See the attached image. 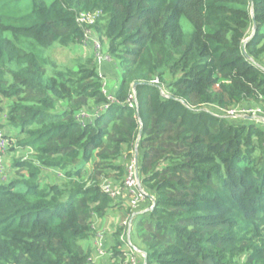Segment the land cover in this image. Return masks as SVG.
Listing matches in <instances>:
<instances>
[{
  "label": "trees",
  "instance_id": "1",
  "mask_svg": "<svg viewBox=\"0 0 264 264\" xmlns=\"http://www.w3.org/2000/svg\"><path fill=\"white\" fill-rule=\"evenodd\" d=\"M89 30L118 67L110 92L93 54L40 53ZM244 103L264 104V0H0V119L7 149L29 150L0 183V264H90L82 243L116 208L130 223L97 264H264V124L209 109ZM135 147L152 196L137 214L100 185Z\"/></svg>",
  "mask_w": 264,
  "mask_h": 264
},
{
  "label": "built area",
  "instance_id": "2",
  "mask_svg": "<svg viewBox=\"0 0 264 264\" xmlns=\"http://www.w3.org/2000/svg\"><path fill=\"white\" fill-rule=\"evenodd\" d=\"M96 13L93 14H80L77 20L79 22H85V23H91L94 19V16H96ZM91 31H87L85 34V37L83 39V44H85L88 40V36L90 35ZM97 39V38H95ZM92 39L91 46L93 48V55L96 62L97 68L100 67L108 58L102 53L101 51V44L99 40ZM130 100V99H129ZM131 104V103H129ZM214 107L215 113L218 115H225L228 117H245V116H253L258 122H261L264 124V107L260 105H250V104H239L237 106H234L232 108H219L215 105H212ZM93 114L87 113L85 111H81L78 114V118L81 122H83L86 119L92 118ZM8 139L4 136V134L0 131V175L3 180L6 179V174L3 169V166L1 165V157L3 156L4 152L8 148ZM101 189L108 194L113 199H122V196L124 194L127 195L128 199V205L131 209L136 208L139 203L142 201H145L148 194L141 187V185H138V181L135 175L134 170V164H133V158L126 166V173L120 183H113L109 179H104L101 182ZM123 224L129 225V219H124ZM103 250L97 249V255H102Z\"/></svg>",
  "mask_w": 264,
  "mask_h": 264
},
{
  "label": "rangeland",
  "instance_id": "3",
  "mask_svg": "<svg viewBox=\"0 0 264 264\" xmlns=\"http://www.w3.org/2000/svg\"><path fill=\"white\" fill-rule=\"evenodd\" d=\"M199 21L200 20L196 16H189V15L186 16V19L182 21L185 32L187 33L188 32L187 30H189L188 28L191 27L192 25H194L197 28V30L201 32V29L199 28V25H200ZM95 38L97 37L93 35L92 33H90V35L88 36V40L85 44L81 43L80 45H71L69 47H61L60 45L55 43L49 47L42 48L40 53L50 58L57 66H74L77 58L87 57L93 54V48L91 46V43H92V39H95ZM98 71L102 75V77H104L105 90L110 92L111 89L115 87V84L119 80L118 79L119 76L117 72L118 67L116 66V64H114V61H111L108 59L100 67H98ZM116 72H117V78L110 77L113 74L115 75ZM209 90L213 96L214 94H217L216 89H212V87H210ZM7 102H8L7 100H3L4 108L7 107ZM250 105H253V104H250ZM260 106L264 107V104H261ZM209 109L214 110V107L209 106ZM58 110H60V107H58ZM0 124L3 126L2 129L0 130L2 133L4 132L6 133V135H9L10 137L15 135L14 131H11L7 126H4V120L2 118L0 119ZM28 151H29L28 149H25V150L15 149L14 151L6 149L3 156L1 157V165L3 166L7 180L15 175V170L12 167V160L16 157H21L25 155L26 153H29ZM41 177H42V180L44 181H53V182H58V183H60L63 180V175L55 169H50L47 172H44ZM5 180H3L0 175V183L3 181L5 182ZM123 221L124 219L121 221L122 224H123ZM110 233L112 234V232ZM111 234H110V237H111ZM86 243L87 242H84L82 243V245L85 246Z\"/></svg>",
  "mask_w": 264,
  "mask_h": 264
},
{
  "label": "crops",
  "instance_id": "4",
  "mask_svg": "<svg viewBox=\"0 0 264 264\" xmlns=\"http://www.w3.org/2000/svg\"><path fill=\"white\" fill-rule=\"evenodd\" d=\"M118 72V71H117ZM117 72L114 75H111L110 77L113 78H117ZM114 87V86H113ZM242 119H245L244 117H239ZM48 170H45L44 172H47ZM121 201H124L121 204V207H128V199H127V195L124 194L122 196ZM147 206V203L145 201H142L141 203H139V205L134 208L133 213L137 214L140 213L141 211L146 210L147 208H145ZM122 210L121 209H114L112 211H110L106 217L104 218H95L93 221V228L95 230V235L92 236L89 241L86 243L88 245H90V264H97L99 262L102 263H106L107 261V255L106 253V249H108V247L111 246L112 244V240L110 237V232H113L116 228V226L121 223V221L123 220V214H122ZM121 220V221H120ZM109 232V233H108ZM93 241V243H92ZM103 246V247H102ZM102 249L103 250V254L102 256L97 255V249Z\"/></svg>",
  "mask_w": 264,
  "mask_h": 264
},
{
  "label": "water",
  "instance_id": "5",
  "mask_svg": "<svg viewBox=\"0 0 264 264\" xmlns=\"http://www.w3.org/2000/svg\"><path fill=\"white\" fill-rule=\"evenodd\" d=\"M255 30V22L254 21H252V32ZM245 43V42H244ZM243 43V44H244ZM137 83H133V85H132V87L134 88L135 87V85H136ZM245 119H248V120H254L255 118L253 117V116H245L244 117ZM132 158H133V164H134V170H135V175H136V178H137V181H138V185L140 186V182H139V178H138V167H137V149H136V147L134 148V150H133V156H132ZM148 198L150 199V200H152V196L151 195H149L148 196ZM152 206H150L148 209H150ZM148 209H146V210H148ZM129 223H130V219H129ZM129 232H130V229L128 228V231H127V242L129 243ZM133 249L134 250H136V251H138V252H140L136 247H134L133 246Z\"/></svg>",
  "mask_w": 264,
  "mask_h": 264
}]
</instances>
